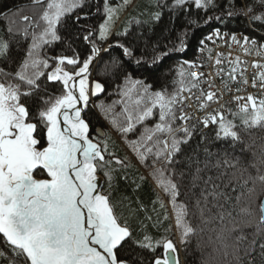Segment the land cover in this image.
I'll return each instance as SVG.
<instances>
[{"label": "snow or ice", "instance_id": "1", "mask_svg": "<svg viewBox=\"0 0 264 264\" xmlns=\"http://www.w3.org/2000/svg\"><path fill=\"white\" fill-rule=\"evenodd\" d=\"M131 2L132 0H122L120 4L112 6L109 0H104L103 8L95 5L96 13L104 18L95 28H87L85 32L76 34L75 39H83L89 45L90 54L81 60L79 53L75 51L72 56L45 58L41 56V50L62 39L58 34V26L64 27L67 14L80 10L79 14L72 17L77 25L81 19H87L90 12L85 9L92 6L91 0H49L35 26L40 30L36 31L35 27L31 31L28 27L22 29L23 38H30L31 44L18 62V70L13 73L0 69V75L5 78V82H0V264H143V258L137 249H147L155 254L160 247L163 249L161 255H153L149 264H179L175 255L176 245L172 239L164 235L153 237L143 221L141 227L144 231L137 236L128 220L117 213L110 193L102 190L103 184L98 173L103 172L104 182L111 188L113 173L116 171L113 166H119L121 172L126 173L128 161L109 150L107 133L102 130L98 135L104 136L103 142H94L90 137L89 123L82 116L88 107L90 93L97 95L104 90V85L99 81L94 82V86L90 88L87 79L90 65L103 50L97 45L96 39L98 37L101 42L107 40L115 20L118 19V13ZM33 3L40 6L44 0H33ZM190 4L198 10L217 7L214 0H172L168 7L173 12L191 11L188 7ZM157 7H162L159 0ZM234 9L235 3L232 0L222 16H208L205 22L221 21L225 16L233 18L244 15L250 24L258 23L264 27V0H250L244 8ZM161 15V11L150 14L153 21H158ZM23 20L29 22V17L24 16ZM135 22L140 23L139 20ZM8 31L12 33L13 30L9 28ZM120 35L127 36L128 32ZM186 35L185 32L179 38V45H173L169 50L154 49L151 65L157 66L171 54L183 51L187 47L184 41ZM214 38L223 40L224 35L216 29L205 39L212 41ZM230 39L233 43L241 44L246 54L253 51L257 55L264 54V41L248 36L238 40L234 33ZM68 44L71 47V41ZM204 44L205 41L201 40V52L205 51ZM116 46L122 49L124 56H133L131 47L119 42ZM9 49L10 41L0 37V59L8 58ZM231 55L229 52L228 58H225L220 53L213 58L209 50V60L214 61L216 75L225 78L224 90L228 92L232 91L229 87L231 82H237L241 86L249 84L246 74L248 61L239 56L231 59ZM50 61L55 67L46 72L45 69L51 67ZM142 61L143 57L138 58L136 63L140 64ZM225 63L228 65L227 72L223 67ZM66 65L72 66L73 71H65ZM185 65L190 69L187 72ZM198 67L203 65H198L195 61H184L180 65V88L173 93H168L167 90L150 92V85L140 80L134 81L135 85L142 87V92L136 93L135 114L125 106L123 123L115 118L111 119V124L123 138L129 134L136 136L135 140L128 143L137 160L152 168L150 175L167 195L168 202L175 210V224L181 230L182 242H187L198 231L197 226L187 219L189 215L195 217L198 213L201 224L211 222L205 216L209 195L217 200L221 196L230 199L225 193L217 192V186L213 185L210 193L206 194L205 189H201L198 197L193 193L194 211H189V204L185 202L188 193L181 191L185 173L178 171L176 165L181 163L177 157L184 155L183 146L189 143L196 130L192 120L196 119L202 128L218 125L217 139L230 138L233 146L244 143L240 132L236 130L237 125L226 117V112L230 110L221 103L223 93L212 90V74L191 70ZM251 67L257 70L252 75L251 86L256 87L259 83L260 90L264 92V63L253 61ZM44 81L60 82L61 94L49 95L47 88L43 86ZM125 82H130V78L125 77ZM202 84H207V89L201 87ZM193 90L199 92V95H195ZM242 90L238 86L235 92ZM132 92L133 89L126 88L122 94L129 97ZM184 92L191 95H183ZM193 97L200 102L199 107L205 112L202 119L193 117L184 110L185 102ZM25 98L31 100V105L23 102ZM232 98L238 104V111L232 115L240 117L245 132L257 126L264 128V99L257 101L250 94L246 97L234 95ZM241 101L245 103H240ZM212 103L219 104V108L209 113ZM99 107L105 115L108 114L104 105ZM156 115L158 122L148 126L146 122ZM138 125L141 128L137 134ZM202 139L206 137L202 135ZM204 152L211 155L207 147ZM186 162L189 165L199 164V160L191 156L186 157ZM220 163L218 160L216 166ZM239 163V159L230 160L225 153L224 165L235 167ZM201 171L200 167L195 168L192 189L197 187ZM37 175L47 178L38 179ZM121 178L127 180L128 176L124 174ZM144 179L143 176L139 177L141 182ZM208 179L210 181L212 178ZM258 179L264 182V175ZM136 187L139 189L141 184L137 183ZM236 200L239 203L240 197L237 196ZM135 203L136 211H147L139 200ZM152 203V211L156 213L159 205L165 212L163 219L167 220L166 206L159 195ZM129 211H132L131 205ZM238 214L253 215L247 207H240ZM224 218V213L221 212L219 220L223 222ZM145 219L152 221L153 217L146 216ZM160 222L157 214L156 223ZM246 226V222H236L230 231L243 232ZM238 239L246 238L241 235ZM223 241L224 234L221 231L214 239L209 238L208 242L222 244ZM262 241L264 200L258 204L256 233L244 250V256L236 255L237 264H257V257L259 264H264Z\"/></svg>", "mask_w": 264, "mask_h": 264}, {"label": "trees", "instance_id": "2", "mask_svg": "<svg viewBox=\"0 0 264 264\" xmlns=\"http://www.w3.org/2000/svg\"><path fill=\"white\" fill-rule=\"evenodd\" d=\"M49 0H44L43 5H35L33 0H0V37L10 41L8 58L0 59V69L5 72H15L18 70V62L24 57L27 48L31 44V39H24L22 29L28 27L33 30L42 16ZM92 6L86 11L90 12L87 19H81L79 25L74 23L73 16L79 14L77 10L67 14L64 18V27L58 26V34L62 39L51 46H46L41 50V56L67 55L72 56L73 51L79 53L80 59L86 58L89 52V45L83 39H75L76 34L85 32L87 28H95L103 20L101 14L96 13L95 5L103 8L104 0H91ZM122 0H109V3H121ZM172 0H159L162 7H157V0H132L131 4L120 11L118 19L112 28L111 35L106 41L101 42L97 37L98 46L105 47L92 76L89 78L91 87L94 82L99 81L104 85L103 92L93 95V101L90 103L84 117L90 126V135L93 139L103 142L104 136L98 135V129L103 128L107 133L109 150L128 161L126 173L121 172L119 166H113L116 171L113 173V186L109 188L105 182L103 191L110 193L112 202L116 205L118 214L126 218L137 236L144 231L141 227V221L147 226V231L153 237L159 238L162 235L172 239L180 253L181 264H237L236 255L244 256V250L248 247L249 242L256 233V221L258 220V204L264 198V182L258 179L264 175V128L253 127L247 132L243 130L239 116H227L237 125L236 130L240 132L243 144L232 145L231 139H217L216 132L218 125H212L204 129L197 122H192L196 130L192 139L184 147V155L178 156L181 163L176 165L178 171L185 173L182 180L181 191L188 193L185 202L189 204V211L192 212V203L195 197L200 195L201 189H205L206 194L213 191V185H216L217 192H223L230 199L221 196L218 200L211 195L208 196V204L205 212L206 218L210 223L201 224L199 214L195 217H187L198 231L191 235L187 242H182L181 230L175 224V210L168 202L167 195L155 183L154 177L150 175L152 168L143 162H139L135 153L132 151L128 141L135 140L136 136L129 134L123 138L117 129L111 124V119L115 118L120 122L125 121L124 108L135 114V100L137 92H142L140 85H135L134 81L140 80L144 84L150 85V92L167 90L173 93L180 88L179 70L184 61L192 60L198 52L200 41L211 31L216 28H223L231 32L247 33L257 39H264V27L260 24H250L244 15H236L233 18L226 16L221 20H211L205 22L208 16H222L232 0H214L216 8L207 10H198L193 5L188 7L191 11L177 10L173 12L168 5ZM250 0H234L235 9L244 8ZM234 9V10H235ZM161 11L162 15L158 21H153L150 14ZM24 16L29 17V22L23 20ZM139 20L140 23L135 21ZM13 31L9 33L8 29ZM36 31L40 29L35 27ZM125 31L127 36L120 35ZM187 33L184 41L187 45L183 51L175 52L157 66L151 65V60L156 51L169 50L173 45H179V38ZM68 41H71L69 47ZM117 42L129 46L133 49V56L126 57ZM112 45V47H109ZM143 57L140 64L136 63L138 58ZM113 61L116 63L113 64ZM51 67L45 71H51L55 65L49 62ZM187 72L186 65L184 66ZM65 71L72 72L70 65L65 66ZM125 77L130 78V82H125ZM0 82H5V78L0 75ZM19 82V81H16ZM43 86L47 88L49 95L59 96L61 94L62 84L56 81H44ZM119 86V87H118ZM133 89L129 97L122 93L126 89ZM123 101V102H122ZM26 104L31 105V100L24 99ZM100 105L108 109V114L101 110ZM34 111V109H33ZM158 112V110H154ZM158 122V115L149 119L146 124L154 125ZM179 124V121L177 122ZM141 126H137V134ZM206 137V139H202ZM207 147L211 155L204 152ZM225 153L230 160L239 159L240 163L235 167H229L223 164ZM194 157L199 160V164L189 165L186 157ZM220 165L217 167V161ZM207 162V167H205ZM200 167V180L197 187L192 189L191 181L195 168ZM103 176V172H99ZM128 176L127 180L122 179V175ZM39 177H46L37 175ZM145 177L141 182L139 177ZM209 177L212 179L209 181ZM247 181V183H245ZM207 182V183H206ZM140 183L141 187L137 189L136 184ZM249 189L252 191L249 192ZM157 195L164 201L168 219H163L165 212L157 205V212L152 211L153 201ZM240 200L237 203L236 197ZM139 200L144 208L136 211ZM131 205L132 211H129ZM203 206V205H202ZM240 207L249 208L253 215H239ZM224 213V221L219 220V214ZM228 213H231L229 216ZM159 214L161 222L156 223V216ZM146 216H152L153 220L148 221ZM236 222H246L243 232L230 231ZM203 229L202 231L199 229ZM167 230V231H166ZM223 231L224 241L222 244H210L209 238L214 239L216 234ZM243 235L246 239L239 240L238 237ZM264 242V241H262ZM143 258V264H149L153 255H161L163 249L158 248L153 254L147 249H137ZM259 251V249H257ZM247 260V258H244ZM259 264V257H257Z\"/></svg>", "mask_w": 264, "mask_h": 264}, {"label": "built area", "instance_id": "3", "mask_svg": "<svg viewBox=\"0 0 264 264\" xmlns=\"http://www.w3.org/2000/svg\"><path fill=\"white\" fill-rule=\"evenodd\" d=\"M218 29L220 30L221 34L224 35V39L219 40V39L214 38L212 41L206 40L205 38L209 36L214 30H216L214 29L202 39L205 41V44L203 46L205 51L201 52L200 51L201 45H199L198 52L195 58L192 60H187V61H195L198 65H203V67H198L196 69H191V70H194L196 72H204L205 74H208V73L212 74L214 78V87L212 90L213 91L219 90L220 92L223 93L221 103H224L226 105V108L230 110L226 112V117H227V116H230L232 113L238 111V104L232 98L234 95H240V96L246 97L247 95L250 94L253 97H255L257 101H259L260 99H264V92L260 90L259 83H257L256 87L251 86L252 75L254 72L257 71L256 69L251 67V64L253 61H259L261 63H264V54L257 55L255 51H253L251 54H246L242 50L241 44L233 43L230 39V36L233 33L236 35L238 40H240L241 37L243 36H248L251 38V35H244L240 32H231L223 28H218ZM254 39L258 41H264V39H257V38H254ZM209 50L211 51V56L213 58H215L217 54H220V53H223L224 57L228 58V53L230 52L232 54L231 59H234L236 56H239L242 60L248 61V67H247L246 74L249 79V84L247 86H241L237 82H231L229 87L232 89V91L231 92L225 91L224 90V79L225 78H222L216 75L217 69L214 65V61L209 60ZM223 67L225 69V72H227L228 71L227 63H225ZM186 68L188 71L190 70L188 69L187 65H186ZM238 86L243 88V90L239 93L235 92V89ZM201 87L207 89V84H202ZM193 92L195 93V95H199V92H197L196 90H193ZM183 95H191V94L188 92H184ZM240 103H245V101H241ZM199 104L200 102L197 101L193 97L191 100L185 102L184 110L189 112L193 117H198L202 119L203 116L205 115V112L200 109ZM218 108H219V104L212 103L208 109V112L212 113L214 112V110ZM192 122H197V120L193 119ZM211 126L212 125H210L208 128H210ZM208 128H204V129H208Z\"/></svg>", "mask_w": 264, "mask_h": 264}, {"label": "water", "instance_id": "4", "mask_svg": "<svg viewBox=\"0 0 264 264\" xmlns=\"http://www.w3.org/2000/svg\"><path fill=\"white\" fill-rule=\"evenodd\" d=\"M99 47H101L103 50H102L100 53L97 54V57L94 59L93 63L90 65V67H89V73L87 74V78H89V77L92 76L93 71H94V68H95V66H96V63L98 62V60H99V58H100V56H101V54H102V52L104 51V49H105L106 46H105L104 48H103L102 46H99ZM89 87L91 88L90 85H89ZM92 101H93V95H91V93H90V95H89V104H88V107H89V105H90V103H91ZM78 107H82V105H78ZM88 107H87V108L85 109V111L82 113V116H83L84 119H85L84 115H85L86 111L88 110ZM101 130L105 133V130H104L103 128H99V129H98V133H99ZM100 136H103V135H100ZM90 137H91V135H90ZM94 142H99V141H97V140L94 139ZM98 177H99V179H100V182L103 184V188H104L105 182H104L103 175H102L101 173H98ZM37 178H38V179H42V178H47V177H42V178H41V177L37 176ZM102 190H103V189H102ZM263 200H264V198H263ZM175 255H176V256L178 257V259H179V264H181V262H180V258H179V253H178L177 249H176V253H175Z\"/></svg>", "mask_w": 264, "mask_h": 264}, {"label": "rangeland", "instance_id": "5", "mask_svg": "<svg viewBox=\"0 0 264 264\" xmlns=\"http://www.w3.org/2000/svg\"><path fill=\"white\" fill-rule=\"evenodd\" d=\"M145 2H149L150 0H144ZM117 4H120V3H110V5H112V6H115V5H117ZM120 13V12H119ZM119 13H118V16H119ZM117 20V19H116ZM116 20H115V22H116ZM115 22H114V25H115ZM113 25V26H114ZM88 79V84L91 86V84H90V80H89V78H87ZM177 249V251L179 252V250H178V248H176ZM179 256H180V253H179ZM180 262H181V259H180Z\"/></svg>", "mask_w": 264, "mask_h": 264}, {"label": "bare ground", "instance_id": "6", "mask_svg": "<svg viewBox=\"0 0 264 264\" xmlns=\"http://www.w3.org/2000/svg\"><path fill=\"white\" fill-rule=\"evenodd\" d=\"M216 29H218V28H216ZM240 33H241V32H240ZM242 34H244V35H249V34H247V33H246V34H245V33H242ZM251 38H255V37H252V36H251Z\"/></svg>", "mask_w": 264, "mask_h": 264}]
</instances>
